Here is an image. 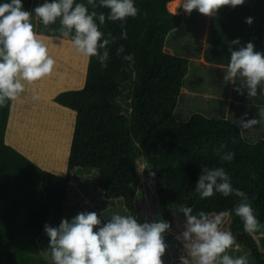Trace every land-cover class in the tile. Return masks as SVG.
<instances>
[{"label":"trees","instance_id":"trees-1","mask_svg":"<svg viewBox=\"0 0 264 264\" xmlns=\"http://www.w3.org/2000/svg\"><path fill=\"white\" fill-rule=\"evenodd\" d=\"M171 1L135 3L140 14L127 19L126 40L119 38V22L106 21L101 30L106 37L111 33L117 38L110 46L107 67L91 58L85 87L54 98L76 112L65 176L42 169L7 142L13 104L0 108V264H31V254L40 249L49 252L44 226H59L73 174L81 170L97 171L104 198L122 200L128 214L146 222L134 188L142 158L155 176L164 221L172 226L177 213L186 220L182 207L193 208L194 214L200 210L228 211L232 217L228 231L236 244L248 250L253 264H264V252L255 236L244 231L243 222L232 211L238 198L220 193L201 198L195 192L201 168L223 167L232 186L248 195L254 214L264 223V139L250 143L239 125L227 119H211L200 113L185 122L176 119L190 63L165 49L169 34L184 22L183 14L171 13L178 10L181 1ZM249 1L251 42L255 51L264 52V0ZM5 2L10 0H0V4ZM22 3L25 10L32 11L34 0ZM108 11L97 8V12ZM120 45L125 55H134V62L116 54ZM221 144L235 154L231 162L222 163L216 155ZM166 235L183 247L170 231Z\"/></svg>","mask_w":264,"mask_h":264},{"label":"clouds","instance_id":"clouds-1","mask_svg":"<svg viewBox=\"0 0 264 264\" xmlns=\"http://www.w3.org/2000/svg\"><path fill=\"white\" fill-rule=\"evenodd\" d=\"M244 4L245 0H183L177 6L186 14L198 10L210 17L224 6L235 8ZM97 8L109 11L97 12ZM33 13L46 28L55 25L59 19L58 32L62 42L70 43L85 59L96 58L102 67H107L110 46L117 38L111 33L106 37L101 26L106 21L119 22V38L126 40L127 19L136 18L140 9L134 0H87V4L76 0H44L33 11L25 10L22 0L0 4V108L20 101L26 85H34L55 71L56 60L51 55L48 39L38 34L31 22ZM246 23L251 25L253 18H246ZM232 45L239 46L241 41L230 42L231 56L224 81L233 84L242 81L234 90L240 95L246 90L249 98L257 96L258 88L264 94V52L255 51L252 42L236 50H232ZM124 53L125 48L120 45L116 54L124 61L134 62V55ZM31 99L38 102L41 99L39 92L33 90ZM258 115L259 119L241 118L236 123L245 130L264 125V107L258 109ZM226 147L221 144L215 149L222 163L231 162L235 156L226 151ZM195 192L201 198L212 197L214 193L237 197L238 203L232 211L243 222L244 231L251 234L259 230L260 221L248 195L232 186L225 168H201ZM180 211L186 218L182 232L184 247L194 264H248L245 256L234 258L227 254L236 244L234 235L222 227L230 212L200 210L194 214L191 207H182ZM170 230L171 224L162 219L141 223L131 214H113L107 223H102L96 212H80L71 220L62 219L58 227L44 226L54 264H164L162 257L167 247L164 234ZM184 264L188 261L185 260Z\"/></svg>","mask_w":264,"mask_h":264},{"label":"rangeland","instance_id":"rangeland-1","mask_svg":"<svg viewBox=\"0 0 264 264\" xmlns=\"http://www.w3.org/2000/svg\"><path fill=\"white\" fill-rule=\"evenodd\" d=\"M42 3L43 0H34L32 11ZM92 10L93 9L89 6V11ZM95 10L97 11V9ZM251 12L252 2L249 0H245L244 5L235 8L224 6L219 9L214 19V26L211 32L212 38L217 44L211 46L207 50L206 62L219 61L224 65H228L231 56L229 51L230 42L239 39L241 41V45L239 46H245L248 42H251L250 34L253 31V24L249 25L246 23V18H248ZM202 15L203 14L199 13L198 10H193L190 15L187 14V22L194 25V29L186 28L182 29L180 32L174 31L168 36L166 41V45L175 48L176 55L189 59L190 73L185 79V88L195 93V95L189 97L182 92L175 112L176 119L185 122L196 113H200L211 119H227L235 123L241 118L245 120L259 119L258 109L264 107V94L260 93L259 88L258 94L254 98H249L246 90H244V95H240L234 89L239 87V83H242V81L237 80V83L234 85L231 82H225L224 75L227 69L222 70L217 67H209L198 62L201 55V48L198 47V45L201 44L199 26L205 22ZM31 22L38 34L48 39L51 55L56 60L55 71L52 76L48 77L50 78V84H45L44 88L48 89L47 91H49L53 97H55L57 93L60 94L65 91H78L83 89L86 83L89 60L78 54L70 43L62 42V38H60L58 32L60 27L59 20H57L55 25H50L46 28L42 24V21L33 13ZM51 29H57V31L54 32L51 31ZM239 46L232 45V50H236ZM48 78L44 79L45 82H47ZM193 83L195 86L190 88V84ZM29 86L33 89L40 88V85L37 84ZM50 93L48 94V92H46L45 95H50ZM230 97L231 100L228 99ZM52 102L58 105V103L54 101V98ZM41 103L43 104L44 102L39 101L38 106L42 109ZM44 106L46 115L51 114L50 116L61 117L63 120L65 118L67 124L70 120L69 125H67V130H62L63 127H61V124L57 123V127H52L57 133L60 132L64 141L62 144L63 150L61 152L59 150L60 153H58L60 158L58 161L59 163H54L55 159L48 156H56V154L52 152H45L46 156L43 158L41 157L43 160L46 158L49 161L44 160V165L56 167L57 164L61 165L63 163L68 139H70V137L71 139L73 138L76 112L69 109L72 112L69 117V114L66 112L64 113L61 109H58L59 113L55 111L56 109L50 107V104H45ZM35 112L38 115H43L41 111ZM61 113L69 118L64 117ZM245 113L248 114L247 117L244 116ZM32 120L31 125H33V128H38L40 122H37L35 118ZM28 127L32 129L30 124ZM240 130L243 137L250 143H257L264 139V125H256L246 130L240 127ZM31 149L38 153L34 145H32ZM31 160L34 161L33 159ZM34 162L44 169L43 165L41 166L38 162ZM138 164L139 172L138 176H136L134 188L137 192V198L143 212V217L145 221L149 223L157 222L161 219L163 220L159 212L156 181L154 180L155 176L152 173L151 166L144 158L140 159ZM49 172L53 173L50 170ZM97 174L98 172L95 170H81L73 174L74 178L70 184L69 197L66 202V211L63 219L71 220L80 212H96L102 223H107V220L110 219L113 214L128 215L122 200H106L104 198L103 193L98 187ZM231 218V215H229L225 224L222 225L223 229L226 231H228ZM260 224L259 230L252 234L255 236L261 251L264 252V223ZM184 225L185 219L177 213L175 222L171 226L170 233L181 241L183 247H179L169 241L167 235L164 234L165 244L167 245L166 252L162 257L164 264H184L185 260L188 261V264H194L191 258L188 257L187 250L184 247L182 238V232L185 230ZM95 230L96 229H94V231ZM2 246H4L3 242ZM227 254L234 258L245 256L248 260V264L254 263L248 250L243 246L235 244L228 250ZM31 256L34 258L31 264H54L50 252L45 249H40L38 253L31 254Z\"/></svg>","mask_w":264,"mask_h":264},{"label":"crops","instance_id":"crops-1","mask_svg":"<svg viewBox=\"0 0 264 264\" xmlns=\"http://www.w3.org/2000/svg\"><path fill=\"white\" fill-rule=\"evenodd\" d=\"M139 1L134 0V4L139 2ZM174 1H181V3L183 2V0H174ZM174 1H171V2H174ZM76 2L87 4V0H76ZM97 2H98V0H97ZM171 2H169V3H171ZM169 3H168V5H169ZM168 9H169V6H168ZM169 11H170V9H169ZM171 13L183 14V16H184V22H183L182 26L179 27L178 29L174 30V31L180 32L182 29H186V28L194 29V25L187 22V14L185 13V11L182 7L179 6V8L176 12H171ZM216 14L213 16H210V17L202 15V17L205 19V22H204V24L199 26L201 44H199L198 47L201 48V55H200V59L198 62L200 64H203V65H206L209 67L210 66L211 67H217L218 69L224 70V69H227V65L222 64V62H219V61H217V62L207 61L206 62L207 50L211 46H214L217 44V43H215L216 41L213 40L212 34H211L212 28L214 26L213 22H214V19L216 18ZM250 15H251V13L248 15V17H250ZM174 31H172V32H174ZM165 49L168 53L176 55L175 48L173 46L169 47L168 45H166ZM70 74H71V72H70ZM36 84L40 85L39 89H33L31 86L26 85V91L23 94L22 99L13 104L6 139H7V142L11 146H13L15 149H17L22 154L27 156V158L33 159L34 161L38 162L41 166L43 165L45 170H48V171L50 170L55 174L64 176L68 172V165L67 164H68V160H69L70 148H71V143H72L71 137H70V139H68L65 157H64L63 163L61 165L57 164L56 167H54L52 165H50V166L44 165L43 161L47 160V159L44 158V160H43L42 158L44 156H46L45 152H52V153L56 154V156H53V155H48V156L55 159L54 163H59L58 161L60 158L58 156V153H60L63 150L62 144L64 143V141H63V137H61L60 132L57 133L55 130H53L52 127H57L56 126V123H57V124H61V127H63L62 130H67V125H69L70 120L68 121V124H67V121L61 119V117H52V116H50L51 114L46 115L45 110H44L45 109L44 105L50 104V107H53L54 109H56L55 111H58V109H61L64 113L65 112L68 113L69 117H70L72 112L68 108L63 107L61 105L59 106V104L56 105L52 102V99L55 98L59 93H57L55 95V97H53L52 94L49 91H47L48 89L44 88L45 84H50V78H48L47 82H45V80L44 81L42 80ZM194 86H195L194 83L190 84V88H193ZM33 90L39 92L40 97H41V99L39 101L44 102L43 104L41 103L42 109L39 108V106H38L39 101L34 103L31 99V94H32ZM46 92H48V94L50 93V95H48V94L45 95ZM182 92H184L189 97H192L193 95H195V93L191 92L190 90H188L185 87H184ZM228 99L231 100V97ZM238 104H239V102H238ZM35 111H41L43 115H38V114H36ZM58 113H59V111H58ZM61 114L64 117H68V116L64 115L63 113H61ZM33 118L37 119V122L38 121L40 122L39 127L36 129H34L33 125H31ZM29 124H30V127H32V129L28 127ZM69 127H68V129H69ZM32 145H34L37 148L38 153L36 151H34L33 149H31ZM59 150H60V152H59ZM62 155H63V153H62Z\"/></svg>","mask_w":264,"mask_h":264}]
</instances>
